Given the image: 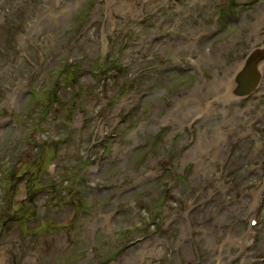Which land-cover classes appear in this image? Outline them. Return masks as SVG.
Segmentation results:
<instances>
[{
    "label": "rangeland",
    "instance_id": "374dc122",
    "mask_svg": "<svg viewBox=\"0 0 264 264\" xmlns=\"http://www.w3.org/2000/svg\"><path fill=\"white\" fill-rule=\"evenodd\" d=\"M0 133V264H264V0H0Z\"/></svg>",
    "mask_w": 264,
    "mask_h": 264
},
{
    "label": "bare ground",
    "instance_id": "6f19581e",
    "mask_svg": "<svg viewBox=\"0 0 264 264\" xmlns=\"http://www.w3.org/2000/svg\"><path fill=\"white\" fill-rule=\"evenodd\" d=\"M254 57H255V54H249L248 58L245 59V60H243V61H239V62H234V61L233 62H229L230 64L226 67V70L229 67V71H230V73H232V75L230 76V78H231V81H230L231 82V85H229V88L227 89L228 92L225 93V95L227 96V98H229V99H226L225 100L226 102H229L230 99L233 98L232 97L233 96L232 93H234V90L233 89H234V87H236V83H234V77L235 76L241 77V76L246 75L247 73L244 72V71H247L248 74L251 75L253 73V70H254V74H255V72H257L258 74L259 73H262V75H263L262 67L260 69L258 68V65H257V69H256V66L253 67V65L255 64L254 61H253ZM249 61H251V62H249ZM252 62H253V64H251ZM248 64H251V69L252 70H250V71H248V69L246 67V66H248ZM220 85H222V84H220ZM220 85H215L214 86L212 84L211 85V92L213 94L216 93V91H217L216 88L220 87ZM230 91H231V94H230ZM219 92H221V91H219ZM179 110H180L179 108L174 109V114L177 115L178 112H179ZM178 116L179 117H182V115H178ZM2 136L3 135L0 133V139L2 138ZM219 142H220L219 138H214L211 141L209 139V141L206 142V143H203V145H200V144L197 143V147H196V149L194 151L195 152H198V153H200L202 151V153L206 154V152H207L208 149H211V148L215 149L218 146V143ZM199 145L201 146L200 148H199ZM158 163H159V160L152 159V164H153L154 167H156ZM230 236L231 235H229L228 237H230ZM241 238H242V235L241 236H233L232 235L229 238V240L226 243V245H230V244L231 245H236V244L239 243L238 241ZM206 240H207V245L209 247L215 248L216 242L218 240V236H217L216 233H209L206 236ZM224 242H226V240H224Z\"/></svg>",
    "mask_w": 264,
    "mask_h": 264
},
{
    "label": "water",
    "instance_id": "95a60500",
    "mask_svg": "<svg viewBox=\"0 0 264 264\" xmlns=\"http://www.w3.org/2000/svg\"><path fill=\"white\" fill-rule=\"evenodd\" d=\"M251 64H253V62ZM251 64H248V66H246L248 71L252 70ZM244 72H246L247 74L241 77L237 76V78L235 79L236 87H234L233 90L236 95H245L249 91L255 89L259 81V74L257 72H255V74L253 72L251 75H249L247 71Z\"/></svg>",
    "mask_w": 264,
    "mask_h": 264
},
{
    "label": "flooded vegetation",
    "instance_id": "af4514ba",
    "mask_svg": "<svg viewBox=\"0 0 264 264\" xmlns=\"http://www.w3.org/2000/svg\"><path fill=\"white\" fill-rule=\"evenodd\" d=\"M253 72H254V70H253ZM259 80H260V75H259ZM258 82H259V81H258ZM258 85H259V83H257L256 87H257ZM256 87H255V88H256ZM245 95H246V94H245ZM245 95H243V96H245Z\"/></svg>",
    "mask_w": 264,
    "mask_h": 264
}]
</instances>
